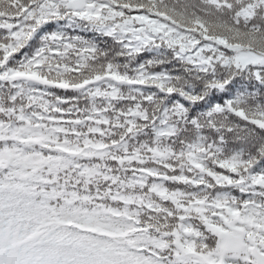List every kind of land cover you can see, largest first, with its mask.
<instances>
[{"label":"snow or ice","instance_id":"6c2138e0","mask_svg":"<svg viewBox=\"0 0 264 264\" xmlns=\"http://www.w3.org/2000/svg\"><path fill=\"white\" fill-rule=\"evenodd\" d=\"M0 264H264V0H0Z\"/></svg>","mask_w":264,"mask_h":264}]
</instances>
